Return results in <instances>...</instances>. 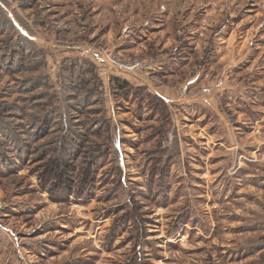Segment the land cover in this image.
Listing matches in <instances>:
<instances>
[{"label":"rangeland","instance_id":"obj_1","mask_svg":"<svg viewBox=\"0 0 264 264\" xmlns=\"http://www.w3.org/2000/svg\"><path fill=\"white\" fill-rule=\"evenodd\" d=\"M5 61L0 264H264V0H0Z\"/></svg>","mask_w":264,"mask_h":264},{"label":"trees","instance_id":"obj_2","mask_svg":"<svg viewBox=\"0 0 264 264\" xmlns=\"http://www.w3.org/2000/svg\"><path fill=\"white\" fill-rule=\"evenodd\" d=\"M15 52V51H14ZM14 52H12L11 51V53H14ZM39 53H40V55H42L43 56V58H45V54L42 52V50L41 49H39ZM1 64H6L7 63V61H5V62H0ZM8 66H12V67H10L9 69H8V74L9 75H12V74H17L18 72H19V68H20V66H18V64H20L19 62H17V61H12V64H11V61H8ZM42 81L44 82V86L42 85ZM113 83L116 85V86H118V88H121V89H125L126 87H127V83H121L119 80H115L114 79V81H113ZM21 86H20V88H19V92L21 93V92H29V91H31L30 90V88H33L32 90H34L36 87H47V86H49V84L47 83V78L46 77H43V79L41 80V81H39L38 83H31V79H28V78H26V79H24L22 82H21ZM126 86V87H125ZM50 89H53V87L52 86H50L49 87ZM73 95V94H72ZM149 97L150 98H152V96L151 95H149ZM42 111V110H41ZM1 114V113H0ZM2 115V114H1ZM43 117H47V116H43ZM51 116L49 115V119L48 118H46L47 119V121L46 122H49V120H51L52 118H50ZM42 121H43V118H42ZM53 121V120H52ZM2 131L6 134V132H7V128H6V130L5 129H3V127H2Z\"/></svg>","mask_w":264,"mask_h":264},{"label":"built area","instance_id":"obj_3","mask_svg":"<svg viewBox=\"0 0 264 264\" xmlns=\"http://www.w3.org/2000/svg\"><path fill=\"white\" fill-rule=\"evenodd\" d=\"M106 59V61L108 63H110L112 66H114L117 70L121 71L122 69H128L130 71H135L137 65L134 64V65H129V67L127 65H124L118 61H116L115 59L113 58H110L108 55H103Z\"/></svg>","mask_w":264,"mask_h":264}]
</instances>
